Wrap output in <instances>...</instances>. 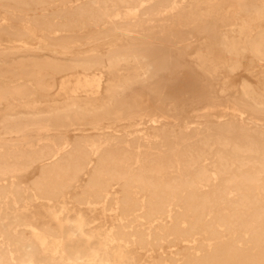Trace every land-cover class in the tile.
I'll return each mask as SVG.
<instances>
[{"label": "bare ground", "instance_id": "1", "mask_svg": "<svg viewBox=\"0 0 264 264\" xmlns=\"http://www.w3.org/2000/svg\"><path fill=\"white\" fill-rule=\"evenodd\" d=\"M0 35V264H264V0H0Z\"/></svg>", "mask_w": 264, "mask_h": 264}, {"label": "rangeland", "instance_id": "2", "mask_svg": "<svg viewBox=\"0 0 264 264\" xmlns=\"http://www.w3.org/2000/svg\"><path fill=\"white\" fill-rule=\"evenodd\" d=\"M6 38L7 37L5 35H0L1 43L6 44V41H5ZM200 41H201L200 39H196V41H195L196 43L194 45L188 46L186 48L187 58L193 57V53L196 51L197 44ZM77 49H78V47L74 48L75 51ZM208 50L211 51V49H208ZM212 50L214 51L215 54H217V56L220 58L221 62L225 65L227 63V60L229 59V56L224 51H222L219 48H216L215 46H214V48L212 47ZM240 61H241L242 65H241L240 69H238L236 71L230 72L228 69H226V66H224V65H223V67H221L218 70V74L220 75V80H218V83H215V81H217V80L214 81V84H215L214 88H215L216 94L218 96V99L220 101H223L227 97H229V98L237 97L239 95V92H240L239 91L240 89L238 88V84L240 83V81L242 79H245L249 82L254 81L253 75H255V74L249 73L246 70L250 65L248 58L246 56H243L240 58ZM250 67L252 69V68H255L256 66H250ZM198 72L200 73V71H198ZM60 80H62V78H60L59 76H56L55 78H53V80L51 79L50 82H52L53 84H57ZM58 98H59V96L57 94L56 87L50 89V91L48 92V95H47V99L56 100ZM182 102L181 103L179 102V105L181 108V112H180L181 114L178 116V119H177V121L180 124L185 123L186 126H188V127H195L198 123L203 121V119H201L200 116L203 113L207 112V109L204 108L205 105L203 103L193 104V99H191V102L189 100L185 101V103H183V104H182ZM167 105L168 104L166 103V106ZM189 107H190V109H189ZM192 109H193V111H192ZM212 115L217 116V115H219V113L217 111H213ZM206 118L209 120L208 117H206ZM122 123H124V122H122ZM131 124H133V123L131 122ZM98 220H100V217H97L91 224H93L94 226L97 225L96 223L98 222ZM18 229L20 232V236H23L25 239L29 238V231L26 228L18 227Z\"/></svg>", "mask_w": 264, "mask_h": 264}]
</instances>
